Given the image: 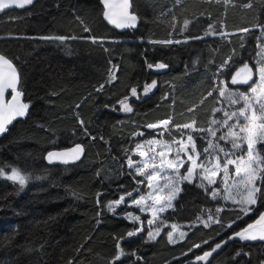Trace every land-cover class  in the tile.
<instances>
[{
	"label": "trees",
	"instance_id": "obj_1",
	"mask_svg": "<svg viewBox=\"0 0 264 264\" xmlns=\"http://www.w3.org/2000/svg\"><path fill=\"white\" fill-rule=\"evenodd\" d=\"M131 6L138 25L122 31L104 22L99 0H35L24 9L0 11V53L17 67L29 104L26 116L0 134V168L31 177L23 188L0 177V264H264V241L234 236L264 213V195L245 214L213 198L196 178L182 181L172 207L159 216L160 234L150 240L147 213L130 203L146 185H138L143 178L127 166L135 145L156 134L147 124L195 119L198 129H207L213 109L221 108L214 89L248 90V83L231 80L245 64L256 74L264 0H131ZM53 36L75 39H41ZM167 40L173 43H162ZM160 63L167 67L148 68ZM153 80L156 87L145 95L143 86ZM133 87L139 98L131 96ZM125 97L130 113L118 103ZM170 128L166 138L181 136ZM191 134L203 148L205 133ZM75 142L84 147L78 161L45 162L48 149ZM255 154L264 158V142L256 143ZM258 182L264 191V179ZM129 192L131 198L109 210ZM174 224L184 237L171 243L167 233ZM141 226L142 232L127 236ZM121 237L127 255L116 261ZM216 244L221 248L206 261L196 260Z\"/></svg>",
	"mask_w": 264,
	"mask_h": 264
},
{
	"label": "snow or ice",
	"instance_id": "obj_2",
	"mask_svg": "<svg viewBox=\"0 0 264 264\" xmlns=\"http://www.w3.org/2000/svg\"><path fill=\"white\" fill-rule=\"evenodd\" d=\"M105 11L104 17L110 23L116 25L119 28H130L135 27L137 23V15L130 11V0H102ZM179 2V0H177ZM33 4V0H0V11L15 6L17 8H24L26 5ZM245 7L251 8L252 4L248 3ZM188 22H185V27ZM260 27V26H258ZM212 26L209 25V29ZM85 31H89L87 28ZM241 33H248L251 31L249 28H242L239 30ZM215 34L206 32L205 35ZM219 35H225L224 33H219ZM202 37H192V39H201ZM45 40H58L61 43L67 39H75L74 37H64V36H53V37H41ZM93 43H103L102 38L90 37ZM162 43L171 44L173 41L167 40ZM180 43V41H176ZM228 61H225L227 65ZM166 68V64H148V68ZM250 73L251 69L247 64L244 65L243 69L239 70L235 75H233L231 83H247L251 79V75H245L243 80H238L237 77L241 73ZM260 86L252 89V93L256 94L254 98L245 96L241 94L238 98L234 99L232 93H227V98L230 103L237 104L240 100L244 101V106L238 111H233L229 113L223 108H214L213 113L222 112L223 119L217 120L213 119L211 124L219 125L218 129L208 128V129H198L197 122L193 119L189 123H184L182 125H173L172 119L161 120L157 123L147 124L145 127L147 129H154L163 131L160 135H163L165 131H170L171 128H175L177 132H180L181 138L173 140L171 144L161 143L159 140L147 141L149 145V151H142L144 145L137 144L135 149L132 150L133 154H138L141 160L134 161L131 155L127 158V166L134 170V176L142 177L143 179L138 180V185H143L146 183L149 192L146 196H140L139 199H132L131 203L135 205L139 211H148L152 214V219L148 221L149 225L155 224L156 220L159 219V214L166 211L167 208L172 207V201L175 199L176 194L180 189L176 186L179 181H187L191 183L193 179L199 175L202 183L200 187H205L203 181H207L209 185L216 182V177L223 174L222 182L226 185L225 191L228 195L226 199H231L233 203L240 205L241 211L248 214L252 208L251 206L256 205L258 195H264L261 187L257 186V180L264 179V158L257 159L254 155L255 146L258 141L264 142V66L258 68ZM115 79L114 75H110L109 82ZM19 83V73L16 70L13 61L8 59L3 54H0V134L5 133L8 130V126L12 124L14 120L18 117H24L27 114L29 104L23 103L20 97L23 95L17 88ZM157 82L153 80L150 84H145L143 86V93L146 95L153 88L156 87ZM8 89H11V99H5V93ZM103 85L100 86L102 90ZM227 85L222 88L214 89L218 91L221 97L226 95ZM213 93L208 92V96ZM131 96L138 97L137 88L133 87L131 89ZM127 97L124 100L119 101L121 105V110L126 113H130L133 109L127 103ZM203 100H201V104ZM195 105L189 109L188 112H193L195 110ZM259 112V115L257 114ZM243 119L245 123L241 126L240 119ZM235 121L234 123H229L230 121ZM83 125V121H80ZM227 129V132L220 135L217 138V131L220 129ZM184 130H190L187 134L186 139L183 136ZM202 132L210 134L212 138H217L218 141H225L231 143L233 149H239L246 143L247 145V159L243 156L232 158L233 153L225 151L223 147H220L219 143H213L212 139L208 140V146L203 149V153L197 151L194 137L191 133ZM137 135H143V132ZM154 145L160 146V151H157ZM84 149L81 145L77 144L71 149H67L64 152H49L47 159L49 162L60 161L62 163H69L70 161H76L80 159L81 154ZM218 153H222L220 155ZM203 155V159L201 156ZM170 156H174V159H170ZM159 159L160 163L157 164L155 161ZM188 162L186 174L182 177L180 176V169L184 167L185 163ZM230 166H233V171L230 173ZM199 169V172L197 170ZM259 174V175H258ZM233 176L236 179L233 183H228L229 176ZM0 177L12 181L14 184H19L23 188L31 179L29 175H26L18 168H10V171L5 172L3 168H0ZM161 181L163 183H161ZM169 191L171 194L166 196L161 195V193ZM235 192L239 199H236L232 193ZM99 195V194H98ZM133 193L129 192L119 199L112 201L108 204L110 211H115L117 207L125 202L127 198H131ZM213 198L218 195V190L214 189L211 192ZM99 203V200H97ZM220 211V209H217ZM129 218L139 220L138 216L133 217L132 213L127 214ZM212 220V217H208ZM218 222V221H217ZM205 226H208L205 222ZM231 225H229L230 227ZM173 231L167 233L168 240L171 243H175L174 232L177 230L175 225H172ZM143 231V226L127 233V236L131 237L139 232ZM160 234V229L157 228L155 232L149 231L147 233L150 240H155ZM180 239H183L184 233L179 234ZM235 237H239L241 240H261L264 241V213H261L258 219L253 223L248 224L246 227L241 229L239 232L234 234ZM233 237H229L232 239ZM117 241L118 254L114 257V260L119 261L122 256L127 255L123 249L120 247L119 240ZM206 243V242H205ZM226 243V242H224ZM199 247V245H195ZM221 248V244H216L211 251L204 252L202 256H197V261H206L208 257L212 256L217 249ZM239 254V253H238ZM135 255V253H131Z\"/></svg>",
	"mask_w": 264,
	"mask_h": 264
},
{
	"label": "rangeland",
	"instance_id": "obj_3",
	"mask_svg": "<svg viewBox=\"0 0 264 264\" xmlns=\"http://www.w3.org/2000/svg\"><path fill=\"white\" fill-rule=\"evenodd\" d=\"M260 49H259V53H258V56H257V65H256V74H254L253 73V71L251 70V72H250V74L249 75H251V79L250 80H248V85H247V87H248V90L247 91H243V92H239V91H236V90H228V89H226V95L224 96V97H221V102H220V107L221 108H223V109H225L226 111H228L229 113H231V112H233V111H238L241 107H243L244 106V101L243 100H240L239 101V103H237V104H232V103H230L229 102V100H228V98H227V93H232L233 94V98L234 99H236V98H238L241 94H243V95H245V96H249V97H251V98H254L255 97V95L256 94H253L252 93V89L253 88H257L258 86H260V78H259V72H258V68L259 67H261V66H264V42L263 43H261V45H260V47H259ZM241 69H243V67H241ZM224 87V86H223ZM257 114L259 115V112H257ZM217 119V120H222L223 119V113L222 112H218V113H216L214 116H213V118H212V120L213 119ZM161 120H166V119H161ZM160 120V121H161ZM235 121L233 120V121H230L229 123H234ZM155 123H157V122H155ZM245 123V121L241 118L240 119V124H241V126L243 125ZM213 128V129H218L219 128V125H213V124H210V126H208V128ZM207 128V129H208ZM156 131V134L154 135V136H151V137H149V138H146V139H144L143 141H141V142H139L138 144H142V145H144V148L143 149H141L142 151H149V145H147V141H150V140H159L162 144L163 143H168V144H171L172 143V141L173 140H177V139H180L181 138V136H178V137H176V136H174L172 133H171V135L173 136V137H167L166 138V136H165V133L163 134V135H160V132L161 131H163V130H155ZM189 132H190V130H184V133H183V136H184V138L186 139V136H187V134H189ZM227 132V129L226 128H224V129H220L219 131H217V138L220 136V135H223V134H225ZM182 135V134H181ZM217 138H212L211 136H210V134H207V133H205V139H206V143H205V146L203 147V148H201V149H197V151H200L201 153H203V149L204 148H206L207 146H208V140L209 139H212V141H213V143L215 144V143H219V145H220V147H223L224 149H225V151H228V152H231V153H233V156H232V158L233 159H235L236 157H239V156H243L244 158H245V160L247 159V145H246V143L245 144H243V146L241 147V148H239V149H233L232 148V146H231V143H229V142H225V141H218V139ZM137 145V144H136ZM136 145H135V147H136ZM135 147L133 148V149H135ZM151 147H155L156 148V150L157 151H160L161 149H160V146L159 145H154V146H151ZM197 148V147H196ZM218 154H220V155H223L222 153H218ZM136 155V157H134V158H132L134 161H139V160H141V157L138 155V154H135ZM254 155L257 157V159H259V157L255 154V152H254ZM170 159H174L175 157L174 156H170L169 157ZM201 159H203V155L201 156ZM155 163H157V164H159L160 163V161H159V159H157L156 161H155ZM189 166V163L188 162H186L185 163V165H184V167H182L181 169H180V176L182 177L183 175H185L186 174V171H187V167ZM233 171V166H230V173ZM197 172H199V169L197 170ZM259 175V174H258ZM196 180H197V182H199L200 184L202 183V181H201V179H200V177H199V175H197L196 177ZM194 178V179H195ZM222 179H223V174L221 173V175H219V176H217L216 177V182L214 183V184H211V185H209L208 183H207V181H203V183H204V185L205 186H208V187H210L211 188V192H212V190H214V189H216V190H218V195L216 196V197H218L222 202H228V203H230V204H235V203H233V201L231 200V199H226L225 197L228 195V193L225 191V188H226V185L222 182ZM236 178L235 177H233V176H229V178H228V183L229 184H231V183H233V181L235 180ZM181 182L182 181H179L177 184H176V186L180 189V184H181ZM161 183H163L162 181H161ZM258 180H257V186H258ZM145 185H146V183H145ZM146 187V191H145V193H143V194H138V195H136V196H134L132 199H139V197L140 196H146L147 194H148V192H149V189L147 188V186H145ZM259 187V186H258ZM171 193L169 192V191H167V190H165V192H163V193H161V195H163V196H168V195H170ZM232 195L233 196H235V198L236 199H239V196H236V193L235 192H233L232 193ZM215 197V198H216ZM131 203V202H130ZM132 204V203H131ZM133 205V204H132ZM235 205H237L238 206V208H240L241 209V207H240V205H238V204H235ZM135 206V205H134ZM144 213H147V223H148V221L150 220V219H152L153 217H152V214L150 213V212H148V211H145ZM163 213V212H162ZM161 215V213L159 214V216ZM260 216V215H259ZM258 216V217H259ZM258 217L256 218V219H258ZM160 218V217H159ZM255 219V220H256ZM159 219H157L156 220V222H155V224H152V225H150V231H153V232H155V230L157 229V228H159L158 227V225H157V221H158ZM205 219H202V222H205L204 221ZM254 220V221H255ZM199 221H201V220H199ZM253 221V222H254ZM253 222H251V223H253ZM175 225V224H174ZM176 226V231L174 232V238H175V240H177V239H179L180 238V236H179V234L181 233V232H183L184 233V229L183 228H181L180 226H178V225H175ZM171 231H173V229H172V225H171Z\"/></svg>",
	"mask_w": 264,
	"mask_h": 264
},
{
	"label": "water",
	"instance_id": "obj_4",
	"mask_svg": "<svg viewBox=\"0 0 264 264\" xmlns=\"http://www.w3.org/2000/svg\"><path fill=\"white\" fill-rule=\"evenodd\" d=\"M35 0H33V2H34ZM100 1V4H101V7H102V18H103V20H104V22L109 26V27H113V28H115V29H117V30H120V31H122V30H125L126 28H119V27H117L116 25H114V24H112V23H110L107 19H105V17H104V11H105V6H104V4H103V2H102V0H99ZM114 2H118V0H114ZM130 5H131V0H130ZM30 5H26L24 8H27V7H29ZM24 8H17V7H15V6H12L11 8H9V9H17V10H20V9H24ZM9 9H6V10H4V11H7V10H9ZM4 11H1V12H4ZM130 11H132V6H130ZM133 12V11H132ZM138 19H137V23H136V26L135 27H137V25H138ZM132 28H134V27H132ZM0 54H2V53H0ZM5 56V55H4ZM14 64V63H13ZM15 65V64H14ZM16 67V66H15ZM16 70H17V67H16ZM239 70H241V69H239ZM238 70V71H239ZM237 71V72H238ZM17 72H18V70H17ZM236 72V73H237ZM235 73V74H236ZM234 74V75H235ZM249 75L250 73H241V75L239 76V77H237V79L238 80H243V78L245 77V75ZM19 84H20V78H19V83H18V85H17V88H18V90L20 91V88H19ZM21 92V91H20ZM11 95H12V93H11V89H8L7 91H6V93H5V99L6 100H10L11 99ZM20 99H21V101L23 102V103H26L25 101H24V99H23V97L21 96L20 97ZM18 118H22V117H18ZM17 118V119H18ZM77 144H79V145H81L82 147H83V145H82V143H80V142H75V143H73V144H71V145H68V146H64V147H54V148H50V149H48L45 153H44V160H45V162L46 163H48V164H55V163H58V164H65V163H62V162H60V161H53V162H49V160L47 159V155H48V153L49 152H64L65 150H67V149H71V148H73V147H75V145H77ZM83 149H84V147H83ZM84 152V151H83ZM82 155H83V153L81 154V156H80V158L82 157ZM76 161H78V160H76ZM76 161H70L69 163H73V162H76ZM68 164V163H67Z\"/></svg>",
	"mask_w": 264,
	"mask_h": 264
}]
</instances>
